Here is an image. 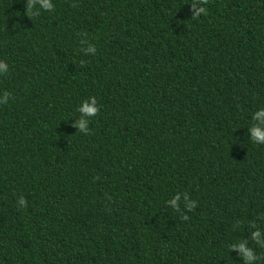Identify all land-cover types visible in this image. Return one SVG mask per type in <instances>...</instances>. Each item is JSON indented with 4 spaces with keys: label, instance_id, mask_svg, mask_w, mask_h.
<instances>
[{
    "label": "trees",
    "instance_id": "16d2710c",
    "mask_svg": "<svg viewBox=\"0 0 264 264\" xmlns=\"http://www.w3.org/2000/svg\"><path fill=\"white\" fill-rule=\"evenodd\" d=\"M50 2L0 0V264H264V0Z\"/></svg>",
    "mask_w": 264,
    "mask_h": 264
},
{
    "label": "clouds",
    "instance_id": "9594fccd",
    "mask_svg": "<svg viewBox=\"0 0 264 264\" xmlns=\"http://www.w3.org/2000/svg\"><path fill=\"white\" fill-rule=\"evenodd\" d=\"M39 3L41 7L45 10H51L54 5L50 2V0H26L25 6V14L30 18L32 16L37 15L38 13L34 11L35 5ZM209 0H192L191 7L193 9L191 17L193 19H198L201 15L208 14L207 5ZM199 4V7L197 5ZM76 7V5H73ZM87 51L94 52L95 48L89 45ZM9 72L8 63L2 59H0V75H6ZM11 94L7 91H4L0 97V104H7L9 101ZM91 98V97H90ZM100 106L96 102V98H91V103L84 102L79 107V112L83 114V116L78 120L77 126L80 130L85 132V134H89L90 130L86 127L87 121L83 118L86 117H94L99 114ZM252 119L254 121H258L257 124H252L249 128L251 133V140L256 144H264V107L257 109L252 114ZM180 199L179 193L173 196L171 200L167 201L168 204L171 205L175 211L180 212V206L177 203ZM185 200L187 201V193L185 192ZM19 205L21 207L26 206V201L23 197H19L18 199ZM195 201H189L185 204V207L191 212L193 211V204ZM189 217L183 214V219L187 220ZM251 239L260 244L262 248H264V240L260 238V229L257 228L255 231L251 233ZM246 241H241L236 244L230 245L231 248L238 249L239 254L244 258L246 264H252L253 261L258 259L256 253L253 251L252 248L246 246Z\"/></svg>",
    "mask_w": 264,
    "mask_h": 264
}]
</instances>
